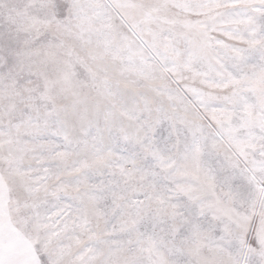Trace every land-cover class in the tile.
<instances>
[{
  "label": "snow or ice",
  "instance_id": "6c2138e0",
  "mask_svg": "<svg viewBox=\"0 0 264 264\" xmlns=\"http://www.w3.org/2000/svg\"><path fill=\"white\" fill-rule=\"evenodd\" d=\"M0 264H264V0H0Z\"/></svg>",
  "mask_w": 264,
  "mask_h": 264
}]
</instances>
